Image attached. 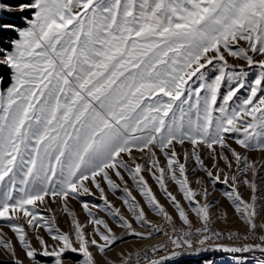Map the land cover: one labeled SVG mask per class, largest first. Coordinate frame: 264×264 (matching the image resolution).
Wrapping results in <instances>:
<instances>
[{
  "label": "snow or ice",
  "instance_id": "1",
  "mask_svg": "<svg viewBox=\"0 0 264 264\" xmlns=\"http://www.w3.org/2000/svg\"><path fill=\"white\" fill-rule=\"evenodd\" d=\"M9 32L15 35L7 47L0 42V66L10 73L6 88L0 76V255L10 259L0 264H99L97 254L115 264L106 253L124 236L154 234L167 242L121 253L120 264H164L166 257L149 253L154 257L169 243L172 256L259 252L253 264H264V222L257 223V202L264 197L256 183L264 161L248 155L264 154V0H0V35ZM190 160L198 166L193 174L202 171L213 187L226 186L223 195L248 229L242 238L256 243H211L224 233L211 227L209 188L201 178L192 187ZM124 173L162 223L147 218ZM113 177L124 185L127 216L108 199L121 190ZM242 186L250 189V200ZM97 193L102 205L81 199ZM70 200L81 204L86 223ZM54 203L70 218L67 231L57 223ZM97 212L112 218L123 235Z\"/></svg>",
  "mask_w": 264,
  "mask_h": 264
},
{
  "label": "rangeland",
  "instance_id": "2",
  "mask_svg": "<svg viewBox=\"0 0 264 264\" xmlns=\"http://www.w3.org/2000/svg\"><path fill=\"white\" fill-rule=\"evenodd\" d=\"M17 23H19V21H17ZM14 35H15L14 33H9L8 37H3L4 44L6 45L8 42V38L14 37ZM0 37H2V36L0 35ZM257 59H259V57H257ZM229 62L231 64L243 65L246 70H249V69H247V66L244 64V61L233 60L232 58H229ZM249 71L255 72L257 70L252 69ZM249 78L251 79V76ZM225 91H226V88L222 89V93ZM229 142L232 143L231 140ZM232 146L237 148L238 151H242L234 143H232ZM185 147L190 148V145L186 144ZM177 151L181 153V157H182L183 153H182V150L179 148V146L177 147ZM134 155H136L137 157L140 156L139 153H134ZM248 155L250 158L255 159L257 161H264V154H261L259 152H250V153H248ZM202 158L205 160L206 165H208L210 167L212 164V160L208 157V152L206 149L203 152ZM160 160H161V165L163 166L165 164V161H164V158L162 155L160 156ZM138 162L143 163L144 161L138 160ZM220 166L224 167L223 162H221ZM194 168H198V166L195 164L194 160H190L188 162V169H189L188 175H189L190 181L192 182V187L197 188L198 185L196 184V180H197V178H201L204 181V185H206L209 188L210 195L208 196V201L210 203H213V205H214L210 209V211L213 213L214 223L218 227L228 228V229L236 230V231L240 230L243 232L244 231L247 232L248 231L247 226L238 218V215L234 211V208L232 207L230 202L226 199V197L223 195V191L226 190V186L216 185L215 187H213L211 185V182L209 181V179L207 178V176L205 175L204 172L197 170L195 172V174H193L192 169H194ZM143 174L146 177L148 184L152 187V190L155 193L157 199L166 208V210L175 217L176 213L174 212V209L171 207L168 200L165 198V195L160 191V189L158 188L157 184L152 179L150 174L147 171H145ZM124 177H125V180L127 181L128 188L132 191V194L145 207V211L147 212V218L151 221H155V220L159 219L147 208V205L145 204L143 198L140 196L138 190L136 189L134 182L129 178L127 173H124ZM113 179L116 180V182L118 184H120L121 190L118 191L115 195L112 194L111 192H109L108 193V199L116 207L121 208V211L127 216V215H129V213H127L124 205L122 204V199H121L125 195L123 193L124 185L116 177H113ZM168 183H169V190L176 193L177 186L175 184H173L171 181H169ZM256 183L261 188V190L257 193L258 197H264V172L260 173V178L257 179ZM240 192H241V194L245 200H250V198H251L250 189H248L246 186H242L240 188ZM98 195L99 194L97 193L96 197L85 196V197H82L81 199L89 202L90 204L96 203V204L102 205L103 202L98 199ZM177 198L181 200V203L185 205L186 210H187L186 202H184L179 195H177ZM216 201H218V203H216ZM50 206L56 213L57 223H58L59 227L62 230L67 231L68 227H69L68 222H69L70 218L65 213L62 212L59 204L54 203V204H51ZM262 206H264V199H258V202H257V210L259 212V215L257 218L258 224L261 222H264V207H262ZM69 207L77 213V215H78V217L82 223L87 222V216L83 212V210L81 208V204L78 201L70 200L69 201ZM94 211H95V209H94ZM221 212L227 213V219L219 218ZM97 215L103 217L104 219H106L109 222V224L113 227V230L117 236L123 235V229L119 228L112 218L106 216L104 212H97ZM189 216H190V219L192 220L193 224L199 223V221L197 220V218L195 217L194 214L189 213ZM20 223H24L23 220H21ZM136 229H137V231H147L148 230L145 228H141L139 225H136ZM3 231L5 233H7V236L9 238L13 239L14 243L16 242L13 233L7 227H3ZM259 234H264V232H260ZM29 236L30 237L32 236L31 232H29ZM46 239H47V237H46ZM148 240L149 239H141V238L134 237L131 235H126V236H124V238L122 240L118 241L117 244L113 247L112 251L107 252L106 255L110 260L114 261L115 264H117L121 261V256H120L121 253L127 255L128 253H131L133 250H137L138 248L143 247L145 245V243H147ZM33 244H34V246L38 247V245L35 244L34 240H33ZM92 250H93V252H95L94 248ZM17 251H18L20 258L24 259L23 252L19 250L18 246H17ZM97 258L99 260V264H105L104 260L100 259L98 254H97ZM7 259H10V258L3 256V255H0V260H7ZM206 259L212 260L214 262V264H253V261H254V259H250V258H247L244 256L207 254V255L198 256L195 258L176 259V260H173L172 262H170L168 264H175L177 262H179L180 264H204ZM25 264H27L26 260H25Z\"/></svg>",
  "mask_w": 264,
  "mask_h": 264
},
{
  "label": "built area",
  "instance_id": "3",
  "mask_svg": "<svg viewBox=\"0 0 264 264\" xmlns=\"http://www.w3.org/2000/svg\"><path fill=\"white\" fill-rule=\"evenodd\" d=\"M156 223H162V221L159 219L153 221ZM176 224L177 227L181 226V222L179 220H176ZM195 227H200V223L194 224ZM212 229L214 231H219L224 233V236L220 239H214L211 243L212 244H222L224 246L227 247H242L244 244H251V243H256L255 240H244L242 237L244 236V234L246 233L245 231H236V230H231L228 228H223V227H218L215 223H213L211 225ZM229 233H237L239 234V236L241 237L240 239H228L227 236ZM193 239L195 240L196 238L193 237ZM168 240V238L166 236L163 235H159V234H154L152 238H149V240L147 241V243L141 247L138 248L137 250H133L131 253H135L137 251H145V250H149L151 249L153 246H158L160 244L166 243ZM177 251H181V250H177ZM173 252V247L171 246V244L169 243L166 249H161L158 254L154 257L151 256V253H149L150 258H156L159 259L161 256L166 257L167 259H165L164 264H168L170 262H172L173 260L176 259H186V258H195L198 256H204L207 254H212V255H233V256H244L250 259H254L255 257H259L261 254L259 252H236V253H232V252H225V251H216V250H212V251H208V252H184L181 251V254L178 256H172L171 253ZM117 264H120L117 263Z\"/></svg>",
  "mask_w": 264,
  "mask_h": 264
},
{
  "label": "trees",
  "instance_id": "4",
  "mask_svg": "<svg viewBox=\"0 0 264 264\" xmlns=\"http://www.w3.org/2000/svg\"><path fill=\"white\" fill-rule=\"evenodd\" d=\"M6 2L12 4V3H15V0H6ZM17 21L18 20L14 21V22L17 23ZM9 33H11V32H9ZM9 33H4V34L1 35L2 37H0V42H2V46H4V47H7V44L6 45L4 44L3 37H8ZM9 74H10L9 70L6 67L0 66V76H2L4 78L3 87H7L9 85V83H10ZM175 264H180V263L177 262Z\"/></svg>",
  "mask_w": 264,
  "mask_h": 264
},
{
  "label": "bare ground",
  "instance_id": "5",
  "mask_svg": "<svg viewBox=\"0 0 264 264\" xmlns=\"http://www.w3.org/2000/svg\"><path fill=\"white\" fill-rule=\"evenodd\" d=\"M146 244V243H145ZM117 260V259H116Z\"/></svg>",
  "mask_w": 264,
  "mask_h": 264
}]
</instances>
